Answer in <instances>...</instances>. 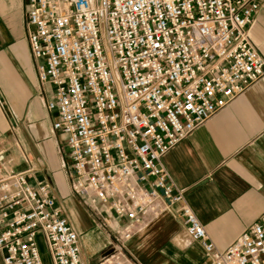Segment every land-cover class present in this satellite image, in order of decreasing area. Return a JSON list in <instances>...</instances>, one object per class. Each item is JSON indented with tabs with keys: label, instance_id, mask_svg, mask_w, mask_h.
<instances>
[{
	"label": "built area",
	"instance_id": "built-area-1",
	"mask_svg": "<svg viewBox=\"0 0 264 264\" xmlns=\"http://www.w3.org/2000/svg\"><path fill=\"white\" fill-rule=\"evenodd\" d=\"M264 0H26L37 89L50 86L74 194L116 241L96 264H134L125 245L145 218L179 205L210 264H264V213L218 250L162 158L264 75L250 28ZM95 212V213H96ZM87 264L46 183L0 177L3 264Z\"/></svg>",
	"mask_w": 264,
	"mask_h": 264
},
{
	"label": "crops",
	"instance_id": "crops-1",
	"mask_svg": "<svg viewBox=\"0 0 264 264\" xmlns=\"http://www.w3.org/2000/svg\"><path fill=\"white\" fill-rule=\"evenodd\" d=\"M25 2L0 0V177L27 172L32 186L46 183L53 196L58 192L82 235L83 260L88 262L104 240L98 244V236L88 232L91 218L70 193L63 169V158L68 160L65 138L52 130L55 116L46 109L53 91L50 86L42 94L37 89ZM250 39L264 59V4ZM161 166L170 183L184 191L186 204L213 245L223 251L233 244L264 213V75L172 148ZM179 210L175 205L143 220L126 244L134 264H210L188 238Z\"/></svg>",
	"mask_w": 264,
	"mask_h": 264
},
{
	"label": "rangeland",
	"instance_id": "rangeland-1",
	"mask_svg": "<svg viewBox=\"0 0 264 264\" xmlns=\"http://www.w3.org/2000/svg\"><path fill=\"white\" fill-rule=\"evenodd\" d=\"M62 149L63 148H60V150H59L60 153H63ZM67 162H68V160L63 158V169H64V171H65V173L69 179V182H70V193L72 196L75 197L74 191L72 189V184H71V181L69 178V171H68V167H67V165H68ZM56 200L58 202L59 207L64 211V214L67 216L69 222L73 226L70 215L68 214L66 207L64 205V199L59 196L58 192H56ZM80 206L85 211V213H87L91 218L93 228H91V230H88V232L92 231V232H94V234H96L98 236V238H99V240H97L98 244H100V240L101 241L104 240V244L101 246V248H102L101 251L97 252L91 259L87 260L88 262H86L87 264H96L98 262V260L101 258V256L105 253V251L107 250V247L109 245L112 244V245L116 246V241L114 240L113 236L111 235V230L109 228H107L106 224L104 223L105 221H103L99 217L98 213L95 211L94 208L87 207V206L83 205L82 202L80 203ZM73 228L75 229L74 226H73ZM88 232H86V233H88ZM78 235H79L80 242H81L82 257H83V252H84L83 239L81 237L82 236L81 234L78 233ZM83 235H85V233H83ZM126 247H127V245H125V248ZM126 250H127V248H126ZM126 253H127V251H126ZM41 257H42L43 264H50L48 255L45 251V247L43 246L42 243H41Z\"/></svg>",
	"mask_w": 264,
	"mask_h": 264
}]
</instances>
